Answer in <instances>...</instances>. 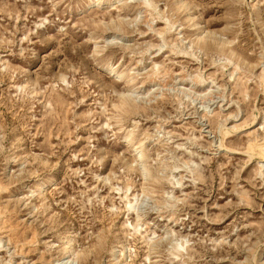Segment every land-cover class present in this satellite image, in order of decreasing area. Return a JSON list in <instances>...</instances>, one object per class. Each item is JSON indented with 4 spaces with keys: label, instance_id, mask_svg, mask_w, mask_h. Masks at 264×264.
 <instances>
[{
    "label": "rangeland",
    "instance_id": "obj_1",
    "mask_svg": "<svg viewBox=\"0 0 264 264\" xmlns=\"http://www.w3.org/2000/svg\"><path fill=\"white\" fill-rule=\"evenodd\" d=\"M0 264H264V0H0Z\"/></svg>",
    "mask_w": 264,
    "mask_h": 264
},
{
    "label": "bare ground",
    "instance_id": "obj_2",
    "mask_svg": "<svg viewBox=\"0 0 264 264\" xmlns=\"http://www.w3.org/2000/svg\"><path fill=\"white\" fill-rule=\"evenodd\" d=\"M100 3V2H99ZM99 3H96V5L95 6H99ZM94 4V3H93ZM91 6V5H90ZM207 34V33H206ZM120 76V75H119ZM129 97H131V96H133V94H131V95H128ZM138 98V97H137ZM136 158L137 159H135V162L136 163H138V165L141 167V169H142V172H143V175L147 178V176L149 175L148 174V170H147V168H146V166H145V158H144V156H143V154H142V152L141 151H138L137 153H136Z\"/></svg>",
    "mask_w": 264,
    "mask_h": 264
}]
</instances>
